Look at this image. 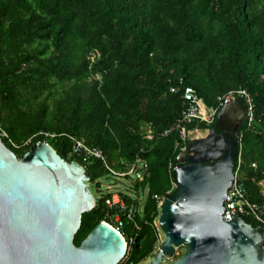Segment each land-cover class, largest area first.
I'll list each match as a JSON object with an SVG mask.
<instances>
[{
    "label": "trees",
    "instance_id": "trees-1",
    "mask_svg": "<svg viewBox=\"0 0 264 264\" xmlns=\"http://www.w3.org/2000/svg\"><path fill=\"white\" fill-rule=\"evenodd\" d=\"M181 86L194 88L207 108H219L232 93L247 111L239 92L252 97L254 121L238 130L234 162L238 167L241 153L247 198L264 204V0H0L5 145L22 158L49 143L67 162L80 163L98 187L115 178L109 168L125 173L138 158L148 165L143 182L132 186L147 195L143 211L132 221L122 217L126 241L134 240L126 264L156 253L155 196L176 193L168 195L178 184L174 168L183 166L178 158L191 145L177 128L186 104L183 89H171ZM214 125L193 122L185 129ZM76 141L101 149L109 168L75 154ZM110 196L83 215L77 246L100 223L117 225L106 205ZM123 196L140 206V198Z\"/></svg>",
    "mask_w": 264,
    "mask_h": 264
},
{
    "label": "water",
    "instance_id": "water-1",
    "mask_svg": "<svg viewBox=\"0 0 264 264\" xmlns=\"http://www.w3.org/2000/svg\"><path fill=\"white\" fill-rule=\"evenodd\" d=\"M245 119L238 100L227 101L214 128L203 130L208 137L179 156V188L161 206L165 240L151 264H165L180 247L187 252L171 264H264L262 229L242 216L222 219L237 156L227 135ZM89 183L87 170L49 143L19 158L0 137V264H121L128 243L106 222L75 244L83 215L96 207Z\"/></svg>",
    "mask_w": 264,
    "mask_h": 264
},
{
    "label": "built area",
    "instance_id": "built-area-1",
    "mask_svg": "<svg viewBox=\"0 0 264 264\" xmlns=\"http://www.w3.org/2000/svg\"><path fill=\"white\" fill-rule=\"evenodd\" d=\"M182 84L183 81L181 82V85ZM180 90H182L184 93V100L186 106L182 112L177 128L180 130L181 136L185 141L189 140L188 135L191 133L186 131L185 129L186 125L193 122H206L208 124L214 123L216 121L219 111L225 105V103L232 99H237L234 96V94L231 93L226 98L220 99L221 104L219 108L217 109L207 108L202 98L199 96V94L196 92L194 88L192 87L182 88L181 86L178 88H172L171 92L177 93ZM239 95L242 99H244L247 105L245 120L248 121L249 127H252L254 121V112H255L252 97L244 90L240 91ZM172 131L173 129L167 130L164 133V136H168ZM0 137L2 140L8 138L7 132L3 130L1 126H0ZM148 137L151 140L154 138L152 135ZM182 152L183 153L186 152V149L182 148ZM74 153L78 154L79 156H83L86 160H90V159L100 160L105 164L107 168H109V166L107 165V160L104 152L97 147H90L87 146L82 141H76L74 145ZM240 154L238 155L239 158L238 167H236L233 183L228 191L224 205V209H226V212L222 217V219L230 221L235 217L236 218H239L240 216H242L243 218L249 217L253 219L255 222H257L259 227L264 232V204L252 203L247 198V191L243 183V178L241 173L242 160ZM147 169H148V165L142 159L139 158L136 160V163L130 166L125 173H119L109 168L113 177L117 179L124 178L130 184L136 183L138 181L143 182ZM174 169L176 171L177 167ZM178 188H179V184L173 182L172 189L168 192V195L177 192ZM124 194L131 196L128 193H123L118 191L114 193L110 192L111 196L106 199V205L108 209L110 211L115 212V214L113 215V220L115 219L114 222L117 224V225H113V224L110 225L122 236H124V232H125V223L122 221V217H126L128 220L132 221L139 212V207L137 205L127 204L123 196ZM155 199L158 202V208L160 210L166 198L156 195Z\"/></svg>",
    "mask_w": 264,
    "mask_h": 264
},
{
    "label": "rangeland",
    "instance_id": "rangeland-1",
    "mask_svg": "<svg viewBox=\"0 0 264 264\" xmlns=\"http://www.w3.org/2000/svg\"><path fill=\"white\" fill-rule=\"evenodd\" d=\"M58 89L61 90V87L58 86ZM196 131H202V130L201 129H197V130H195L194 132H191L188 135V139L191 142V145L190 146L194 145L195 140L201 139L200 137H197V135L192 136V134H194ZM188 150H189V146L187 147L186 152ZM99 183H100V185H99L100 187L97 186V183L96 184L95 183H93V184L89 183L90 191L94 195V197L96 199V203L98 202L97 200L100 197L102 198L103 196H106V195L110 194V192L111 193H114V192H118L119 191V192H123V193H128L132 197H138V198H140L139 211L140 212L143 211V208L145 206V201H146L147 195L146 194H142V193H141L142 195L141 194H138V192H137L136 189L132 190V188H133L132 186H135V183H133V184L131 183L130 184L124 178H121V179H117V178L102 179V180L99 181ZM261 185H262V190L264 192V183H261ZM171 189H172V187H171ZM112 220H113V218H112ZM158 223H159V218L155 222V226H156V228H158V229L161 230L160 224H158ZM164 240H165L164 234H163V232L161 230V239H160L159 244H158V246L156 248V253L154 255H152L151 257L147 258L145 261L141 262L140 264H151L152 261L154 260V258L156 257V255H157L160 247H161L162 241H164ZM132 244H134V240L129 241L128 247L130 248V246ZM186 252H187V248L186 247H180V248H178L176 250L175 256L173 258L165 259V264H171L172 262H174V261L177 260V257L178 256H180L181 254H185ZM125 260L122 262L123 264H126Z\"/></svg>",
    "mask_w": 264,
    "mask_h": 264
},
{
    "label": "flooded vegetation",
    "instance_id": "flooded-vegetation-1",
    "mask_svg": "<svg viewBox=\"0 0 264 264\" xmlns=\"http://www.w3.org/2000/svg\"><path fill=\"white\" fill-rule=\"evenodd\" d=\"M237 134H238V131H237V132H233V133L231 132V133H229L227 136H229L230 139L236 141ZM195 145H196V144H195ZM233 151H234V149H233Z\"/></svg>",
    "mask_w": 264,
    "mask_h": 264
},
{
    "label": "bare ground",
    "instance_id": "bare-ground-1",
    "mask_svg": "<svg viewBox=\"0 0 264 264\" xmlns=\"http://www.w3.org/2000/svg\"><path fill=\"white\" fill-rule=\"evenodd\" d=\"M198 137L205 139V138L208 137V132L207 131H202V132H200Z\"/></svg>",
    "mask_w": 264,
    "mask_h": 264
},
{
    "label": "crops",
    "instance_id": "crops-1",
    "mask_svg": "<svg viewBox=\"0 0 264 264\" xmlns=\"http://www.w3.org/2000/svg\"><path fill=\"white\" fill-rule=\"evenodd\" d=\"M194 132V131H193Z\"/></svg>",
    "mask_w": 264,
    "mask_h": 264
}]
</instances>
